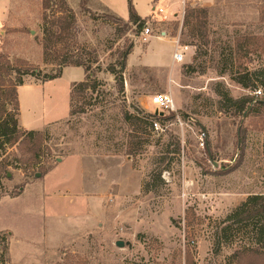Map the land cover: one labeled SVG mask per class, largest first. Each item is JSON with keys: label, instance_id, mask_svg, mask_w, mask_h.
I'll list each match as a JSON object with an SVG mask.
<instances>
[{"label": "rangeland", "instance_id": "374dc122", "mask_svg": "<svg viewBox=\"0 0 264 264\" xmlns=\"http://www.w3.org/2000/svg\"><path fill=\"white\" fill-rule=\"evenodd\" d=\"M6 1L9 19L0 26V52L14 65L27 63L54 75L59 67L44 62L41 45L42 1ZM100 1L129 11L128 0ZM179 1L133 0L153 36L165 32L168 37L148 44L143 30L118 21L97 2L66 0L77 19L74 50L97 56L92 72L104 86L87 91L85 100L76 93L74 107L85 113L71 118L72 86L84 80V69L65 68L61 78L45 83L25 78L18 91L19 126L41 136L32 142L21 136L0 149V200L17 197L26 182L39 173L44 176L43 169L82 156L120 157L107 160V177L112 171L121 183L108 186L101 225L57 250L22 244V238L42 241L45 222L53 217L44 215L42 197L30 193L1 202L0 229L12 230L23 246H14L10 235L0 233V264H264L254 253L235 255L238 239L216 251L215 234L250 195H264V108L256 105L252 113L240 116L230 102L247 96L264 100L260 84L251 90L236 81L245 75L253 83L264 78V0H204L187 8L184 17ZM155 3L171 10L155 14ZM191 9L207 14L187 21ZM172 12L178 13L169 18ZM178 38L190 47L184 63L171 70L129 66L171 60L175 48L170 39ZM132 45L120 93L115 76L95 67L118 64ZM9 84L8 78L5 86ZM255 90L262 94L255 96ZM164 93L173 97L176 112L162 113L154 104V97ZM127 112L153 115L150 122L159 128L153 125V131L142 134L143 125L126 121ZM172 114L176 117L166 120ZM68 165L61 171L77 174V163ZM58 207L50 206L55 211Z\"/></svg>", "mask_w": 264, "mask_h": 264}, {"label": "trees", "instance_id": "16d2710c", "mask_svg": "<svg viewBox=\"0 0 264 264\" xmlns=\"http://www.w3.org/2000/svg\"><path fill=\"white\" fill-rule=\"evenodd\" d=\"M41 1L44 10L42 24L43 35L41 39L44 62L46 64H57L59 70L54 75H49L43 74L41 70L32 68L27 63L23 67H19L13 64L8 55L0 52V149L12 141H18L21 136L25 141L30 142L38 136H41L40 131L25 130L22 132L21 130L23 129L19 126L20 103L18 91L20 87L25 85V78L33 77L45 83L61 78L63 69L65 68L73 67L84 69V81L73 83L72 86L70 95L71 118L85 113L84 109H75L74 107L76 93L78 94V100H85L84 95L87 91H96L99 87L104 86V83L96 78L95 72H92L94 66L98 64L97 56L92 54L87 56L80 53L79 49L77 51L74 50L78 45L77 19L68 7L66 0ZM128 1L130 14L128 23L136 25L138 30L142 31L146 21L138 15L133 5V0ZM203 12L207 14L205 9H191L187 15V21H190L196 15V17L202 15ZM120 20L118 19V21ZM133 49L134 46L132 45L125 52L121 53L118 64L110 65L105 70L101 66L95 67L98 73L109 72L115 76L120 93L124 92L123 74L126 69L128 57ZM248 77L249 75H245V77H240L236 81L245 89H256L257 84H260L264 88V78L253 83V79ZM8 78L10 84L5 86L6 79ZM230 102L235 106V114L240 116H245L246 113L247 115L252 113L256 105L264 108V100H256L252 96L236 100L230 99ZM175 117L176 115L172 114L166 120L174 119ZM153 118L155 116L148 114L141 116L127 112L125 115L126 121L132 123L133 126L143 125V128H139L142 130V134H148V128L152 131L154 130L153 122H150ZM70 123V121L66 122V124ZM119 154L121 153H114L113 155ZM50 170L43 169L41 173L42 175H46ZM159 177L161 178V173ZM146 187H148L147 191H149V185H146ZM221 223L222 226L217 227L215 231L216 236L219 237L216 251L219 252L223 244H231L235 242V239H238L241 243L235 255H238L239 258L247 253H254L264 258V195H250L245 202L234 209Z\"/></svg>", "mask_w": 264, "mask_h": 264}, {"label": "crops", "instance_id": "0c3cea01", "mask_svg": "<svg viewBox=\"0 0 264 264\" xmlns=\"http://www.w3.org/2000/svg\"><path fill=\"white\" fill-rule=\"evenodd\" d=\"M93 1L108 9L117 18L124 21H129L130 14L125 8L120 10L114 4L111 5L110 3H103L100 0ZM181 1L182 0L178 2V5L182 9ZM154 5L158 8L156 3ZM9 6V1L0 0V26L2 24H7V19H9ZM163 10L164 15H166L171 10V7H169L168 10ZM177 13L178 12H172L170 17L168 15L166 17H174ZM138 15L143 20L146 19V17H143L139 13ZM153 39L168 40V37L161 38L152 36L148 37L146 42L149 44ZM170 41L172 42V47L175 48V40L170 39ZM176 64L177 63L174 62L172 54L171 60H162L161 62H155L152 64H141V61H138L137 63L129 66H143L152 69L171 70ZM21 88L22 87L19 89ZM22 128L26 130L24 127ZM117 158L120 157L82 156L79 159L70 158L69 160H63L60 165H56L42 178L37 177L36 175L34 180L26 182L25 186L22 187L20 191L21 193L17 197L7 196L2 198L0 203L3 201H15L20 198L23 199L25 196L31 193L35 198H43L44 215L51 214V216H53H48V223L45 222V232L42 241L36 242L33 239L22 238V244L30 247H38L37 250H39V247L41 250H57L71 244L74 240H76L77 237L95 231L97 227L101 225L102 221L106 219L105 203L108 193V186H110L112 183L117 184L120 182V180H118V178L113 175L114 173L112 171H110V175L107 177V170L111 165L107 162V160H114ZM72 162L77 163V174L67 170L61 171L66 167L68 168V164H71ZM56 174H59L58 177H56ZM75 183L76 186L72 187V185ZM38 187L39 189H37ZM51 204L59 206L58 208H60V210L55 211L51 209ZM2 232H5L11 236L14 246H23L19 242L20 238L16 236L12 230L8 228L0 229V233ZM59 232L61 235L56 234ZM29 255L30 254L26 253L25 256L28 257Z\"/></svg>", "mask_w": 264, "mask_h": 264}, {"label": "built area", "instance_id": "2783aa9c", "mask_svg": "<svg viewBox=\"0 0 264 264\" xmlns=\"http://www.w3.org/2000/svg\"><path fill=\"white\" fill-rule=\"evenodd\" d=\"M204 0H182L181 1V6L183 9V17L186 13L187 8L192 7L196 8V6L203 2ZM153 11L155 14H164V10L161 8H157V6H153ZM150 22H145V27L143 28V31L141 32V36L144 37V42L147 41L148 37L153 36V32L151 28L149 27ZM162 36L161 38L166 37V33H161ZM190 51V47L188 45H183L180 43L179 38L175 40V51L173 53V60L177 64H181L185 62L186 56ZM261 91H255L254 95L259 96L261 95ZM154 104L158 107L159 111L162 113H172L176 112L175 109V102L174 99L171 95L164 93V94H159L156 95L153 99ZM154 127L157 129L159 128V124L154 122L153 123ZM201 141V146L203 147L205 145L203 137L200 139Z\"/></svg>", "mask_w": 264, "mask_h": 264}, {"label": "water", "instance_id": "95a60500", "mask_svg": "<svg viewBox=\"0 0 264 264\" xmlns=\"http://www.w3.org/2000/svg\"><path fill=\"white\" fill-rule=\"evenodd\" d=\"M250 110V109H249ZM247 115V113L245 114V116ZM37 177H41V174H37ZM117 246L118 247H123L124 246V243L123 242H121V241H119L118 243H117Z\"/></svg>", "mask_w": 264, "mask_h": 264}]
</instances>
